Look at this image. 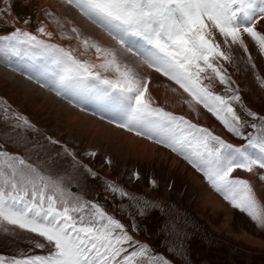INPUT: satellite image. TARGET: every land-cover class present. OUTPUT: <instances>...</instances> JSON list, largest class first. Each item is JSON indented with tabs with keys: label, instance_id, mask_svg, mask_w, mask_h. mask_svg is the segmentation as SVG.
Instances as JSON below:
<instances>
[{
	"label": "rangeland",
	"instance_id": "rangeland-1",
	"mask_svg": "<svg viewBox=\"0 0 264 264\" xmlns=\"http://www.w3.org/2000/svg\"><path fill=\"white\" fill-rule=\"evenodd\" d=\"M40 28L50 35L42 34ZM17 30L70 51L96 66L93 71L102 78L116 76L98 67L103 59H98L94 48L85 49L83 41L114 52L122 67L149 81L153 106L183 116L227 143H246L229 133L202 105L192 102L178 85L144 64L138 38L127 37L130 47H121L68 0H0V38ZM257 30L264 33V21L257 24ZM217 40L223 41L218 33ZM245 40L249 53L238 45H222L232 54L231 63H223L231 90L215 79L205 80V84H211V90L221 96L239 95L240 103L233 106L241 119L251 124L257 121L245 110L264 117V55L246 34ZM52 67L51 53L41 47L0 39V151L27 159L59 177L74 196L98 203L133 237L136 244L129 251L145 244L152 255L163 257L168 264H264V225L233 208L182 157L117 127V118L105 107L104 86L96 80L90 78L78 93L68 96L41 86L49 83ZM17 116L26 118L31 127L23 126ZM89 117L106 120V131H121L146 142L152 155L137 154L129 146L108 141L87 124ZM244 131L247 134L252 129L245 127ZM233 176L250 182L264 208V179L260 178L264 170H237ZM109 185L125 195L113 192ZM36 242L46 244L35 234L0 226V256L8 260L49 251L47 244L44 250L37 249Z\"/></svg>",
	"mask_w": 264,
	"mask_h": 264
},
{
	"label": "snow or ice",
	"instance_id": "snow-or-ice-1",
	"mask_svg": "<svg viewBox=\"0 0 264 264\" xmlns=\"http://www.w3.org/2000/svg\"><path fill=\"white\" fill-rule=\"evenodd\" d=\"M68 3L106 30L121 47H130L127 37L138 38L142 42L139 55L144 64L178 85L192 102L202 105L229 133L246 143L242 146L227 143L183 116L153 106L149 81L139 78L127 66L122 67L114 52L99 45L83 41L85 49L94 48L98 59H103L98 67L113 71L115 79L102 78L93 71L96 66L27 32L17 30L0 39L30 43L50 52L53 67L49 83L41 86L51 87L57 95L78 93L90 78L96 80L104 86L105 107L117 118V127L170 149L201 173L233 208L264 225V208L252 185L233 176L237 170L247 173L264 170V117L245 110L247 116L257 121L248 124L233 106L234 102L240 103L239 95L233 92L229 97L221 96L211 90V84H205V80L215 79L231 90L223 63H231L232 54L222 45L229 48L238 45L249 53L246 34L264 55V33L257 30V24L264 21V0H68ZM39 31L50 35L44 28ZM217 33L222 42L217 40ZM248 59L251 62V55ZM16 119L31 127L26 118ZM245 127L252 131L245 134ZM109 187L125 195L120 189ZM3 225L43 238L49 251L11 260L0 256V264H168L163 257L152 255L145 244L129 251L136 244L133 237L125 225L98 203L74 196L59 177L27 159L0 151V226ZM46 244L36 242L35 247L44 250Z\"/></svg>",
	"mask_w": 264,
	"mask_h": 264
},
{
	"label": "bare ground",
	"instance_id": "bare-ground-1",
	"mask_svg": "<svg viewBox=\"0 0 264 264\" xmlns=\"http://www.w3.org/2000/svg\"><path fill=\"white\" fill-rule=\"evenodd\" d=\"M72 121H74V119H72ZM86 121H87V124L92 127L93 131H95V132L100 131L103 135L106 136V139L108 141L115 142L118 146H120V144H122L123 146H126L127 148L129 146V149L136 151L134 153H137V154H141V153L151 154L150 153V147L147 146L146 142H143V141H141L138 138H135L133 136H129L128 134L121 133V131H117V130H110V131L107 130L106 131V129H107L106 126H108L107 124H105L106 120L103 123L101 121H98L94 118L89 117V119L87 118ZM152 147L153 146H151V148ZM154 148H155V146H154Z\"/></svg>",
	"mask_w": 264,
	"mask_h": 264
}]
</instances>
